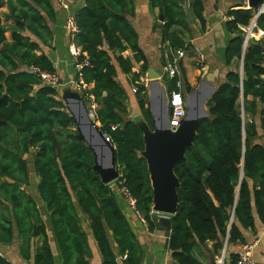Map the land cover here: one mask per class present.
I'll use <instances>...</instances> for the list:
<instances>
[{
    "label": "trees",
    "instance_id": "obj_1",
    "mask_svg": "<svg viewBox=\"0 0 264 264\" xmlns=\"http://www.w3.org/2000/svg\"><path fill=\"white\" fill-rule=\"evenodd\" d=\"M181 1L149 0L151 7L162 6L161 44L167 49L185 47L180 31L173 29L179 23ZM236 1L240 7L229 11L231 18L225 23L233 35L225 53L227 65L241 58L239 26L248 25L255 12L242 7L246 0ZM190 5L204 30L202 0H190ZM8 8L13 20L11 43L6 42L7 29L0 21V206L9 205L10 215L0 212V244H10L16 234L24 259L33 252V264H55L51 237L61 264H91L92 240L100 264H140L137 238L113 188L94 169L91 149L72 130V115L54 98L56 88L42 84L26 69L34 64L54 71L45 54H36L38 43L31 37L43 43L50 40L49 22L55 16L51 0H8ZM133 8V0H84L74 14L78 32L72 40L81 47V55L89 57L90 66L81 72L98 100L99 129L109 134L114 147L119 173L114 182L121 181L128 189L137 212L153 231L158 222L152 212L150 172L142 155L143 132L136 120L126 118L127 96L117 80L118 69L131 74L137 105L152 128L146 88L136 83L138 75L133 71L137 64L140 73L147 71L146 57L128 19ZM256 24L264 31V11ZM263 77L264 36L247 46L242 75L230 70L215 88L206 102L208 115L198 121L184 158L174 164L177 209L170 216L169 264H202L195 250L208 241L212 242L211 264H215L226 238L228 250L244 242V231L254 228L255 216L264 223ZM176 78L169 80L171 89ZM110 124L118 127L111 130ZM31 152L38 177L35 192L48 214L51 235L36 200L25 189L29 171L24 156ZM35 238L40 242L34 247ZM229 259L237 264L234 252ZM0 264L11 262L0 253Z\"/></svg>",
    "mask_w": 264,
    "mask_h": 264
},
{
    "label": "crops",
    "instance_id": "obj_2",
    "mask_svg": "<svg viewBox=\"0 0 264 264\" xmlns=\"http://www.w3.org/2000/svg\"><path fill=\"white\" fill-rule=\"evenodd\" d=\"M184 1L185 0L179 3V11L181 12L178 17L179 23L177 26L173 27V29L180 31L181 39L185 43V47L182 48L185 49V55L179 60L178 64V77L182 82V93L187 111L192 108H200L201 112L204 111V114L207 116V112L201 108L202 101H205L206 97L208 100L215 88L225 81L226 73L235 69V62L227 65L225 60L226 50L233 37V35L227 31L225 23L229 19V11L240 6H238L236 0H202L203 17L205 20V28L202 30L199 21L194 18L191 13L190 0H187L186 6H184ZM51 3L55 16L53 21L49 22L51 30L50 40L47 43H43L29 33L26 32L25 34L31 36L38 43V49L35 51L36 54H45L51 60L54 71L59 74L60 85L55 87L56 95L54 98L62 101L67 109V99H76L77 96L81 97V95L75 88L78 66L68 51V46L72 38L65 23L67 15L75 14L84 5V0H65V7L61 6L58 0H51ZM243 3L244 6L242 7L248 8L246 1ZM133 5V14L128 16V19L137 33L138 45L146 57L147 71L151 70V74L159 75L155 80L156 82L164 78L163 66L169 62V55L173 57L177 50L167 49L166 44H161V27L164 20L162 24L159 22V16L162 14L159 7H151L149 0H133ZM8 13V0H0V21L7 29L5 32L6 42L11 43L10 25L13 23V20L8 16ZM192 45H197L205 55V62L202 69L195 63ZM133 71L134 73L139 72V64L133 68ZM130 78L131 74H124L119 69L117 70V80L125 90L127 96L126 104L129 100L133 99V115H137L145 125H148L143 119L137 105L134 95L135 90L132 88ZM155 82H150L149 87L146 88V99L151 113V120L152 111L155 113L157 123H160L164 113H167L166 124L168 125V99H165L163 93L159 92L157 87L154 86ZM70 104L75 111L81 108L77 101L73 102L70 100ZM68 112L70 113L69 110ZM126 118H130V116L128 117V115H126ZM148 128L150 131H154L153 124L152 128H150L149 125ZM72 130L77 131L75 121ZM24 157L27 161L29 177L33 174L35 183H37L38 177L33 172L32 152ZM114 184V181L109 183L113 188V192L115 190ZM116 198L141 248L140 264H169L170 251L165 245L163 231L159 233L158 228L150 231L144 220L137 218L134 212H132V214L126 202L120 199L118 194ZM254 225L253 229L244 231L243 243L255 242L252 253L253 258L257 264H264V223H261L257 216H255ZM39 242L40 239L35 238L34 247L39 244ZM89 242L93 252L91 264H100V257L96 247L92 240ZM18 244L17 238L13 243L0 244V253L4 255L11 264H33V252L29 259H24L19 254ZM237 244L228 246V253L235 252L237 250ZM211 245L212 242L208 241L206 245L201 247L198 251V258L200 257L199 259L202 264H211L209 254ZM54 247L55 252L51 245L54 263L61 264L56 245H54Z\"/></svg>",
    "mask_w": 264,
    "mask_h": 264
},
{
    "label": "water",
    "instance_id": "obj_3",
    "mask_svg": "<svg viewBox=\"0 0 264 264\" xmlns=\"http://www.w3.org/2000/svg\"><path fill=\"white\" fill-rule=\"evenodd\" d=\"M263 1L247 0V5L249 8L256 10ZM159 9H162L161 5ZM163 20L164 17L160 14L159 22L162 24ZM240 73L242 72L240 71ZM147 77L150 82H155L159 75H153L151 70H148ZM76 99L68 98L66 103L67 109L76 123L78 137L91 149L94 157V169L99 173L101 180L107 184L111 183L119 177L115 164L114 147L102 137L97 120L89 115L83 98L77 96ZM70 100L77 101L81 108L75 111L70 104ZM257 104L260 103L257 102ZM170 112L171 108L169 107ZM202 117L200 108H192L189 111L186 108V114L175 131H171L166 124L165 113L160 120L161 122L157 123L155 113L152 111L154 131H150L148 125H145L144 122L138 123L143 132L145 144L142 155L146 159L150 172L153 193L152 210L162 214L158 219L157 228L163 231L166 247H168L171 231L170 216L174 215L177 209L176 186L178 182L173 167L176 161L184 158L185 148L191 144L197 123ZM185 121L189 125H186Z\"/></svg>",
    "mask_w": 264,
    "mask_h": 264
},
{
    "label": "built area",
    "instance_id": "obj_4",
    "mask_svg": "<svg viewBox=\"0 0 264 264\" xmlns=\"http://www.w3.org/2000/svg\"><path fill=\"white\" fill-rule=\"evenodd\" d=\"M59 4L63 7L66 6L65 0H58ZM247 4V0H246ZM264 11V1L259 5V7L255 10L252 19L250 20L248 25L239 26L242 35V44H241V60L243 59L244 53L246 51L247 46L251 43V41L258 40L260 37L264 36V31L259 29L256 24V19L258 16ZM231 17H229L230 19ZM228 19V20H229ZM66 28L72 38V36L78 32L77 25L75 23L74 14H68L66 17ZM192 51L194 53V59L196 65L202 69L203 64L205 62V55L201 51V49L197 45H192ZM68 51L78 66V75L77 80L75 81V88L83 98L87 110L90 116L95 117L96 119V109L98 107V100L96 95L92 92V85L86 82L83 79V75L81 69L86 66H90L89 57L87 55L82 56L81 47L77 45L73 40L68 46ZM185 49H179L176 51L175 55L172 57V60H169L163 66V74L167 76L169 80L174 79L175 77V87L172 88L168 93V107L171 108V112L168 116V127L171 131H175L183 117L186 114V103L182 93V82L178 77V64L179 60L184 57ZM27 71L34 74L39 81L47 86L58 87L60 85V76L55 71H48L40 66L31 64L26 67ZM242 72V67H241ZM240 73V72H239ZM242 73H240L241 75ZM136 83L142 85L145 88L149 87L150 79L147 77V72L137 73ZM242 108V106H241ZM97 120V119H96ZM98 123V121H97ZM118 127L117 124H110V129L115 130ZM102 137L105 141L111 142V138L108 133H102ZM120 186V191L122 194V198L125 200L126 204L129 208L140 217L139 213L136 210L135 200L130 195L128 189L120 185L121 181L118 182ZM143 220V219H142ZM255 242L250 243H238L236 245L237 250L234 252L237 256V264H257L255 259L253 258V248ZM215 264H233L229 259V253L227 250V238L223 242V246L216 256Z\"/></svg>",
    "mask_w": 264,
    "mask_h": 264
},
{
    "label": "rangeland",
    "instance_id": "obj_5",
    "mask_svg": "<svg viewBox=\"0 0 264 264\" xmlns=\"http://www.w3.org/2000/svg\"><path fill=\"white\" fill-rule=\"evenodd\" d=\"M186 3H187V0L184 1V6H186ZM234 67L236 70H238L239 72L241 71V67H242V60L241 58L236 60L235 63H234ZM169 79L167 78V76H164V78L160 79V80H157L155 83H154V86L157 87L158 91L159 92H162L163 93V96L164 98L168 99V93L169 91L171 90L170 88V85H169ZM207 97L205 99V101H202V104H201V108L203 110H205L207 112ZM127 106H128V117L130 116V118L136 120L138 123L141 122V119H139V117L136 115H133V99L129 100L128 103H127ZM241 111H242V108H241ZM205 112V113H206ZM208 114V113H207ZM167 115V113H166ZM202 115L203 117H205L206 115L204 114V111H202ZM168 120V119H167ZM186 125L188 124L187 121H185ZM139 125V124H138ZM189 125V124H188ZM30 154V153H29ZM29 157V156H28ZM31 174V173H30ZM112 183V182H111ZM115 184L113 185L115 187V190H114V193L117 195L118 194V197L122 200H124L122 198V194H121V191H120V186L118 184H116V182H114ZM35 180H34V176L33 174L30 175L29 177V184L25 186V189L26 191L36 200L37 204H38V208H39V211L41 213V216L42 218L44 219V222H45V225H46V232L48 235H51V229L49 227V223H48V214L45 210V206L44 204L41 202V200L38 198V196L36 195V192H35ZM125 201V200H124ZM127 207L129 208V206L127 205ZM130 209V208H129ZM131 213L133 212L131 209H130ZM0 212L1 214H4L5 216H9L10 215V206L7 205V204H3L0 206ZM153 215H154V218L157 219V222H158V219L159 217L162 215L160 213H156L155 211H153ZM133 214V213H132ZM135 214V213H134ZM136 215V214H135ZM137 216V215H136ZM168 216V215H167ZM137 218H140L142 220L141 217L137 216ZM86 228V227H85ZM87 230V229H86ZM159 233H162L161 230H159ZM16 234H14V237H13V240L11 243L14 242V240H16ZM50 243L52 245V248H53V251L55 252V247H54V243L53 242L54 240L50 237ZM198 251L199 249H196L195 250V255L198 256ZM200 258V257H199Z\"/></svg>",
    "mask_w": 264,
    "mask_h": 264
}]
</instances>
